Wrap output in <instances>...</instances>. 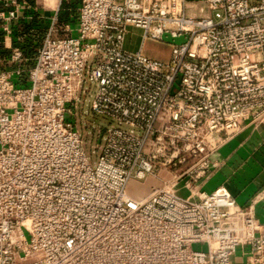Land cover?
I'll list each match as a JSON object with an SVG mask.
<instances>
[{"label": "built area", "instance_id": "obj_1", "mask_svg": "<svg viewBox=\"0 0 264 264\" xmlns=\"http://www.w3.org/2000/svg\"><path fill=\"white\" fill-rule=\"evenodd\" d=\"M202 2L80 0L74 34L49 29L22 68L13 30L46 3L0 0V264H264V190L200 189L213 153L264 127V0ZM163 34L185 40L142 53ZM83 104L104 120L90 152Z\"/></svg>", "mask_w": 264, "mask_h": 264}, {"label": "crops", "instance_id": "obj_2", "mask_svg": "<svg viewBox=\"0 0 264 264\" xmlns=\"http://www.w3.org/2000/svg\"><path fill=\"white\" fill-rule=\"evenodd\" d=\"M58 1L59 0H54V5H48V2L43 0L41 2H45V6L38 7L37 11H29V14H33L32 19L28 21L30 22V27H28L30 30L28 31H31V28H33V32H31L29 36L37 32L36 36L32 35L34 41L37 42L32 46L25 45L22 47V51L27 60L26 62H21V66L24 65V67H29L34 64L36 50L43 36L49 29L53 28L52 34L54 36L62 37L74 34L77 25L80 0ZM189 1L199 3L194 5L197 7L192 9V13L198 14L199 11L206 10L205 6L200 3L203 0ZM54 14L57 15V21L52 24V17ZM66 25H68L70 29L66 28ZM18 33V30L14 28L11 37L14 44H16L17 40L14 34L17 35ZM1 35L0 46L4 49L1 43ZM26 38L29 39L27 36ZM29 44L30 43H28V45ZM4 52L5 53H0V62L6 63L9 67L10 65L8 61H6L9 51L4 50ZM212 159L218 162V166L210 173L209 177L201 183L200 189L204 192H211L216 187L224 185L235 197L237 203L241 205L249 203L253 197L264 190V127L258 129H244L213 153ZM255 214L257 219L261 223H264V197L256 203ZM230 264H246L240 249L236 251Z\"/></svg>", "mask_w": 264, "mask_h": 264}, {"label": "rangeland", "instance_id": "obj_3", "mask_svg": "<svg viewBox=\"0 0 264 264\" xmlns=\"http://www.w3.org/2000/svg\"><path fill=\"white\" fill-rule=\"evenodd\" d=\"M24 1L27 5L31 6H36L40 5V3L43 0H22ZM201 5L203 2H200ZM21 28H18V34H14L16 36V44L17 46L22 49V47L26 46H32L35 44L34 41V36H36L37 32L32 33L31 36L29 34L32 31L33 28H31V31L28 27H30V22L28 24H24L23 27L20 26ZM141 29L135 28V27H130L129 31L126 35V40H125V48L129 50H136L139 48L140 41H141ZM26 36L29 38L27 39ZM28 43H30L28 45ZM171 49V45L165 41H154V40H148L146 39L143 42L142 45V53L145 55H148L150 57H155L159 59H166L169 55ZM2 53V52H0ZM1 57V54H0ZM4 59V57H3ZM9 63V62H8ZM10 64V63H9ZM11 65V64H10ZM19 67H24L21 66L19 63ZM1 67H8L6 63L0 62V68ZM26 67V66H25ZM83 109H87L86 105H78L77 111H78V130L80 131L84 141L86 142V147L89 149V152L91 151V146L95 139L97 138L98 134L100 133L99 131L101 130V127L103 126L104 120L96 115H93L91 113H86L83 111ZM81 115V116H80ZM92 163L95 162L96 157L95 155H92ZM193 248H204L200 244H193Z\"/></svg>", "mask_w": 264, "mask_h": 264}, {"label": "water", "instance_id": "obj_4", "mask_svg": "<svg viewBox=\"0 0 264 264\" xmlns=\"http://www.w3.org/2000/svg\"><path fill=\"white\" fill-rule=\"evenodd\" d=\"M162 39L163 41L169 44H179L185 40V37L184 36L172 37L169 34H163Z\"/></svg>", "mask_w": 264, "mask_h": 264}, {"label": "bare ground", "instance_id": "obj_5", "mask_svg": "<svg viewBox=\"0 0 264 264\" xmlns=\"http://www.w3.org/2000/svg\"><path fill=\"white\" fill-rule=\"evenodd\" d=\"M46 1L48 2V5H54V0H46Z\"/></svg>", "mask_w": 264, "mask_h": 264}, {"label": "trees", "instance_id": "obj_6", "mask_svg": "<svg viewBox=\"0 0 264 264\" xmlns=\"http://www.w3.org/2000/svg\"><path fill=\"white\" fill-rule=\"evenodd\" d=\"M1 34H2V31L0 30V35H1ZM4 50H5V49H3L2 46H0V52L5 53Z\"/></svg>", "mask_w": 264, "mask_h": 264}]
</instances>
